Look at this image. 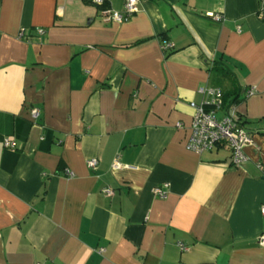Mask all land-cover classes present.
Returning a JSON list of instances; mask_svg holds the SVG:
<instances>
[{"label":"crops","instance_id":"1","mask_svg":"<svg viewBox=\"0 0 264 264\" xmlns=\"http://www.w3.org/2000/svg\"><path fill=\"white\" fill-rule=\"evenodd\" d=\"M92 1L0 0V264H264V0ZM200 87L254 89L242 165L186 150Z\"/></svg>","mask_w":264,"mask_h":264},{"label":"built area","instance_id":"2","mask_svg":"<svg viewBox=\"0 0 264 264\" xmlns=\"http://www.w3.org/2000/svg\"><path fill=\"white\" fill-rule=\"evenodd\" d=\"M93 4L97 7H104L103 0H93ZM140 0H123L122 12L110 11L106 8L102 9L101 13L104 20L116 23L128 22L136 13H138V5ZM210 17L217 22L221 21L219 15L210 14ZM38 34H43L42 30ZM172 48L170 44L162 43L161 50L169 51ZM197 93L206 97L207 101L201 104L190 103V108L193 110L191 124L189 127V137L186 143V150L197 155L211 153L212 151L225 148L229 152V161L231 166L237 167L246 162L243 149L251 143L249 133L244 128L241 118L236 112L237 106H231L228 110L222 109V92L218 88L200 87ZM255 93L254 89H249L246 92V98ZM38 110H32L31 118H38ZM2 146L5 150L15 149V144L4 139ZM89 169H95L97 166L96 160L87 162ZM118 160H115L112 165V170L121 168ZM167 185L159 186L153 189V195L158 198H165L166 192L163 190ZM103 194L107 197L113 195L110 189H104ZM260 214L264 217V205L260 207ZM264 239V234H262ZM181 250L183 247L179 245ZM40 264V263H35Z\"/></svg>","mask_w":264,"mask_h":264},{"label":"trees","instance_id":"3","mask_svg":"<svg viewBox=\"0 0 264 264\" xmlns=\"http://www.w3.org/2000/svg\"><path fill=\"white\" fill-rule=\"evenodd\" d=\"M103 9L105 7H102ZM209 71H213L219 80H231L235 81V77L233 72H231L229 69L222 65H213ZM220 89V88H218ZM221 90V89H220ZM222 92V109L224 111L228 110L231 106H238L241 102H243L246 99V92H241V89L236 92ZM242 121V120H241ZM243 124V122H242Z\"/></svg>","mask_w":264,"mask_h":264}]
</instances>
